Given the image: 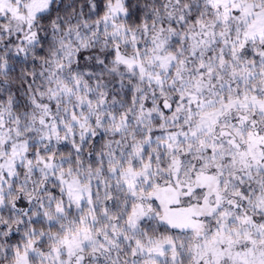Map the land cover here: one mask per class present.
Listing matches in <instances>:
<instances>
[{
	"label": "snow or ice",
	"instance_id": "6c2138e0",
	"mask_svg": "<svg viewBox=\"0 0 264 264\" xmlns=\"http://www.w3.org/2000/svg\"><path fill=\"white\" fill-rule=\"evenodd\" d=\"M0 264H264V0H0Z\"/></svg>",
	"mask_w": 264,
	"mask_h": 264
}]
</instances>
